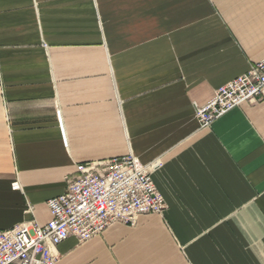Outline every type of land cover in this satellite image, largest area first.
Instances as JSON below:
<instances>
[{
  "label": "crops",
  "instance_id": "1",
  "mask_svg": "<svg viewBox=\"0 0 264 264\" xmlns=\"http://www.w3.org/2000/svg\"><path fill=\"white\" fill-rule=\"evenodd\" d=\"M262 59L264 0H0V230L132 156L164 212L56 264H264V90L208 128L193 107Z\"/></svg>",
  "mask_w": 264,
  "mask_h": 264
},
{
  "label": "built area",
  "instance_id": "2",
  "mask_svg": "<svg viewBox=\"0 0 264 264\" xmlns=\"http://www.w3.org/2000/svg\"><path fill=\"white\" fill-rule=\"evenodd\" d=\"M263 90L264 59L215 90L207 104H194L195 119L200 128H208L230 110L259 100ZM160 167L145 166L132 156L102 166L77 165L64 192L46 202L50 220L45 225L30 220L0 230V264H56V248L69 237L83 243L114 224L132 226L140 216L163 213V198L151 179ZM12 187L18 188L16 183ZM25 213H32V207Z\"/></svg>",
  "mask_w": 264,
  "mask_h": 264
}]
</instances>
